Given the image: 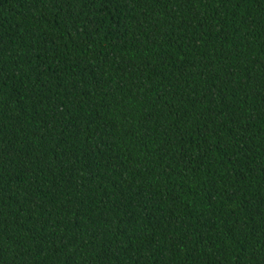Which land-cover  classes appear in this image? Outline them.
Returning a JSON list of instances; mask_svg holds the SVG:
<instances>
[{
	"label": "trees",
	"instance_id": "1",
	"mask_svg": "<svg viewBox=\"0 0 264 264\" xmlns=\"http://www.w3.org/2000/svg\"><path fill=\"white\" fill-rule=\"evenodd\" d=\"M0 264H264V0H0Z\"/></svg>",
	"mask_w": 264,
	"mask_h": 264
}]
</instances>
